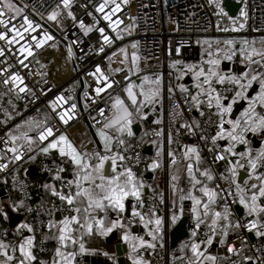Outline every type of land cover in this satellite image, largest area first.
Wrapping results in <instances>:
<instances>
[{
	"label": "built area",
	"instance_id": "1",
	"mask_svg": "<svg viewBox=\"0 0 264 264\" xmlns=\"http://www.w3.org/2000/svg\"><path fill=\"white\" fill-rule=\"evenodd\" d=\"M223 0H70V7L65 8L63 0H12L21 10V14L11 19V14L2 19L0 33L5 39L0 40V89L10 90L21 106V112L10 115L5 123L0 121V164L7 168L0 171V180L5 179L7 187L18 199L23 200L20 208L22 218L34 229L35 248L39 255L46 253L45 216L47 212H58L61 215H71L68 205L61 200H51L48 205H40L34 196V181L24 178L16 171L27 165L37 166L41 173L50 175L53 167L49 161L36 156L37 149L46 145L53 138L63 134L82 154L89 153L93 146L92 132L100 128L113 113V97L124 85L131 81L132 75L126 71L111 73L110 57L118 48L126 44H135L139 74L146 75L149 82L159 78L165 87L170 88L157 98L156 102L162 109L159 123L150 127L145 137L137 139L131 147L123 152L126 157L124 166L131 167L133 173L143 167V138L149 141L161 140L162 153L166 160L173 159L168 155L172 151L176 161L182 160L181 149L185 143L186 131L182 124L191 126L195 135V146L204 155L202 167L212 164V155L208 152L211 142L200 139L201 135H214L217 118L194 107L190 91H176L174 85V66L199 65L201 63L200 41L220 40L234 37L253 39L264 36V0H234L241 4L236 16L231 18L221 7ZM105 4L103 12L97 8ZM119 5V11L113 9ZM243 10L244 15H241ZM55 20H49L52 13ZM69 12L72 13L69 16ZM111 17V22L104 19ZM27 17L34 28L24 24ZM85 28L82 29L80 24ZM244 27L241 28L240 25ZM13 26L16 31H12ZM104 29V35L109 37L110 44L105 43L99 29ZM85 29H90L85 34ZM51 36V39H47ZM119 36V39H117ZM8 41H12L9 43ZM71 49L72 72L63 80L53 82L48 73L49 63L36 61L44 51H55L61 43ZM37 45H40L37 47ZM103 47V51L100 48ZM31 52V55L28 53ZM101 69L100 73L96 68ZM19 76V80H14ZM106 77L112 87H104ZM8 83L5 84L4 81ZM83 89L79 94V81ZM227 86V85H226ZM97 87H104L99 95ZM23 88L24 91H20ZM218 89L221 88L219 85ZM223 94V93H222ZM58 96L64 99L56 104L55 111L52 101ZM72 105H76L72 110ZM104 115H100V110ZM70 111L68 123L61 121L60 115ZM199 127H196V124ZM30 125L32 137L37 149H29L24 145H13L11 136L17 126ZM45 127L53 129V136L41 142L39 132ZM159 132L160 135L156 133ZM171 136V143H169ZM15 146L21 155V160H14V154L9 151ZM35 157V159H30ZM130 159H127L129 158ZM222 162V161H221ZM220 163V162H219ZM218 164V163H217ZM212 165L213 187L217 192L229 189L228 181L221 179ZM47 169H52L49 172ZM264 170V169H261ZM217 185H220L217 188ZM231 195L224 192L218 198V206L224 207L225 197L229 211L238 205L233 201L234 185ZM143 211L149 213L162 211L167 215V204L160 202L156 191H148L143 197ZM31 209V211H29ZM253 218L236 216L230 232L222 244L224 264H244L250 259L254 264H264V237H257L255 230L249 232L246 228H236L239 222L246 224ZM140 223L138 218L136 224ZM191 230V227L189 228ZM209 227L203 228L201 240L209 234ZM17 235L13 227L0 230V239L7 241ZM249 235L254 238L250 239ZM228 245L234 251L228 252ZM141 256L147 258V264H188L185 259H173L166 246L163 250L152 252L145 248Z\"/></svg>",
	"mask_w": 264,
	"mask_h": 264
},
{
	"label": "snow or ice",
	"instance_id": "2",
	"mask_svg": "<svg viewBox=\"0 0 264 264\" xmlns=\"http://www.w3.org/2000/svg\"><path fill=\"white\" fill-rule=\"evenodd\" d=\"M126 2V0H125ZM65 8L70 7V0H63ZM105 4H101L98 8V12H103ZM113 11H119V5L113 9ZM11 14V19H15L21 14L20 8H18L12 0H0V25L4 24L2 19L7 14ZM69 16L72 15L71 12L68 13ZM243 16V10L241 11ZM57 14L52 13L48 19L55 20ZM104 19L111 22V17L107 14ZM24 24L29 28H34L32 22L25 16ZM80 27L85 28L84 24L81 23ZM241 28L244 27L243 24L240 25ZM90 29H85V34ZM12 31H16L13 26ZM103 40L105 43L110 44L111 41L107 35H104V29H99ZM48 36L47 39H51ZM5 39L3 33H0V40ZM119 39V36H117ZM11 43L12 41H8ZM228 45L232 44V41L225 42ZM247 44V41H244ZM40 45H37L39 47ZM133 48L136 47L135 44L132 45ZM103 51V47L100 48ZM123 51V49H121ZM31 55V52L28 53ZM2 55V53H0ZM69 55H71V49H69ZM235 52H226L224 58L231 60ZM260 57V59H254V57ZM241 62L244 63V67L241 71L236 74H222L219 71L218 59L209 60L208 63L211 65L206 71L200 69L194 74V80L197 81L196 87L199 90L196 95H192L191 101L196 106L197 111H200V106L204 101L201 97H206V105L209 110L215 109V112L210 114L209 122H211V116L217 118L216 131L214 135L205 136L201 135L200 139L204 141L211 142V147L208 148V152L212 155V164L201 168V165L205 163L204 158L201 156L200 150L196 146H185L184 159L187 162V173L189 181L193 189L199 187V191L203 198H197L192 194V191H188L187 196L181 195L180 199L184 200L186 198L192 201V213L193 218L196 221V228H199L203 221L200 219L201 213L199 212V206L202 205L204 217H208L211 212V225L213 229V235H215V229L218 222L222 219L224 223L222 227L223 236L220 239V243L224 244L225 240L223 237L228 235L227 229L231 225L230 217L232 213L229 211L227 206V200L225 197V205L223 207V212L212 210V205H215L218 198L227 192L231 195V186H235V195L233 196V201L237 199L239 204L243 207L246 216H256L259 217L264 214V50H256L253 48L251 51H246L242 46L240 50ZM137 57L135 53L132 55V67L136 66ZM256 65L258 67H253ZM101 69L96 68V72L100 73ZM116 71H120L117 69ZM19 76H15L14 80H19ZM148 77H145L141 81V90L139 96L143 99H138L137 94L133 91V85L129 84L125 89L127 93V98L131 102L132 110L126 106L125 101L117 97L113 104V115L108 119L107 123L103 125V128L98 130L97 134L100 137V142L103 145L104 153L93 152V153H81L76 147L69 141L67 136L61 134L58 137L53 138L46 146L41 147L40 151L45 155L50 153V150H58L59 156L62 160L66 158L67 161L73 166V178L65 181L60 173L64 172L66 169L62 166H57L55 168V174L52 176L53 180H60L62 186L68 187V193L63 191H57L54 186L45 184V189H50L53 196H58L62 202H66L69 213H76L75 215L64 216L62 220L58 222L50 221L48 227L51 229L53 227L58 228L59 235L57 237L60 246L67 248V242L71 241L73 245L79 243V254L83 255L85 253L95 252V249H88L82 242L83 237L88 236H99L107 237L114 230H118L122 233L120 239L124 244L128 246V260L131 264H147V262L141 256L142 249H154L156 247L154 241L157 240L158 234L162 228V220L156 217V213L149 210L147 219L145 213L139 209H143L144 204L141 198V190L144 188L142 182H137L136 177L132 171L131 167L123 166V162L126 157L119 153H112L113 140H115L119 145H123L125 141L120 138L124 134L131 137L133 135L132 130V117L134 112L140 114L141 108L137 105L143 106L144 104L154 103L156 97L159 94V89H149L147 92L144 90V83L148 82ZM100 80H104L106 83L104 87H112L111 83H107L106 77H99L97 83ZM5 84L8 83L7 80L4 81ZM155 84H159V78L154 81ZM214 85H220L221 88L218 89ZM227 85V86H226ZM258 85V87H256ZM104 87H97L96 93L100 94L104 90ZM20 91H24L23 88ZM171 91V89L169 90ZM223 93V94H222ZM64 97L58 96L55 101H52V107L55 111L56 104L62 101ZM238 102H244L241 104L242 111L239 115H235V118H231L234 114V106ZM246 105V106H245ZM76 105H72V110H74ZM134 110V112H133ZM70 111L64 112L60 115V119L65 124L68 120L65 119L67 116L71 119ZM100 115H104V110H100ZM200 115L204 116L205 113L200 111ZM226 117H229L226 119ZM144 117L141 115V119ZM196 124L195 121H193ZM227 126V127H226ZM19 127V126H18ZM181 127L188 128L190 133H194L195 129L187 124H182ZM199 127V124H196ZM115 129L117 136L109 135L105 129ZM160 135L159 132L156 133ZM53 136V129L51 127H45L39 132V140L41 142L48 140V137ZM259 138L260 144L258 148H254L252 141L253 138ZM13 145L18 139H25L28 141L29 149L31 150L32 139L28 137L27 133H24L21 137L11 136ZM219 141H226L224 146L219 145ZM169 143H171V136H169ZM238 146H242L243 150H240ZM14 154V160H21V155L15 146L9 149ZM159 151L157 156H159ZM168 155L173 157L172 163L175 164L176 160L172 151H169ZM95 159L97 162L95 164L91 163V159ZM30 159H35V157H30ZM127 159H130L127 158ZM111 160V174H106L105 162ZM118 161L121 162L118 167ZM194 161V162H193ZM223 161L225 164V173H221V179L228 181L230 184L229 189H222L221 192H217L215 189L208 187V182L214 180L212 165H215ZM158 163L153 161V163L148 165L149 169H156ZM7 168L6 164H0V171ZM243 169L246 172V178L243 180V184L237 182L238 172ZM49 172L52 169H47ZM196 173L199 174L200 178H197ZM202 178V179H201ZM177 179V177H173ZM87 185V186H85ZM73 186L75 187V192H72ZM220 185H217L219 188ZM183 191V190H181ZM131 198L133 203L131 205L130 215H126L128 212V205L126 201ZM206 198V199H204ZM77 201L80 202V206H77ZM11 208L13 212L19 211L23 206V200L19 203H11ZM31 211V209H29ZM112 213L115 215L113 216ZM0 215L8 219V213L4 207H0ZM137 218L144 226L148 229L147 236L150 240L145 239L139 235H133L129 229L136 223ZM178 217L173 214L172 223L174 224ZM126 220L127 224L122 223ZM154 224V228L149 226ZM72 225L79 226V237L73 235L77 231ZM234 227L240 228L244 227L249 232L255 230V235L257 237H264V223L259 219L249 220L246 224L241 225L237 222ZM21 229H27L28 232H33L34 229L31 225L27 223H22L17 227V232ZM196 231L191 233L192 236H196ZM207 244L211 245L213 240L212 236L207 239ZM33 237L29 236L19 243V253L20 259L18 264H33L36 260L33 249ZM58 246L55 249V257H59V260L53 261V264H73L74 258L77 255L76 252H64L61 247ZM7 245L0 242V256L5 259L2 264H10L14 261L15 257L8 255L5 249ZM200 245L193 243L191 245L193 260L189 261V264H203L201 257L204 260L215 261L214 256H205V254L199 251ZM16 249L14 248L13 251ZM228 252L231 253L235 249L232 245H228ZM107 256V253H104ZM111 259V257H109ZM39 264H46L45 261H40Z\"/></svg>",
	"mask_w": 264,
	"mask_h": 264
},
{
	"label": "crops",
	"instance_id": "3",
	"mask_svg": "<svg viewBox=\"0 0 264 264\" xmlns=\"http://www.w3.org/2000/svg\"><path fill=\"white\" fill-rule=\"evenodd\" d=\"M226 41H232L231 45L226 44ZM244 41H247V44H244ZM133 44H126L122 47L116 49L110 57V71L111 73L120 72L123 70L128 71L132 75V79L130 82H128L124 87L118 91L114 97V100L119 97L120 99L125 101L126 106L132 110L131 102L127 98V93L125 89L129 84L133 85V91L137 94L138 99H143V97L139 96V92L141 90V81L147 77L146 75L139 74V64L136 61V66L133 69L132 67V55L136 51L135 48L132 47ZM244 47L246 51H251L253 48L256 50H264V36L261 37H255L253 39H244L242 37H234L230 39H220V40H201L200 41V53H201V63L199 65H186V66H174V85L176 91H190L192 95H196L199 91L196 87L197 81L194 80V74L195 72H198L200 69H204L205 71L211 66L209 65V60H215L218 59L220 61L219 63V71L222 74H238L241 69L244 67V63L241 62L240 57V50L241 47ZM123 49V51H121ZM235 52V55L231 60H227L224 58L226 52ZM254 59H260V57L256 56ZM43 61H46L49 63L48 66V73L53 82H58L63 79H65L73 69L72 64V55H69V49L68 47L62 42L57 50L55 51H44L38 60L37 63H41ZM253 67H258L256 65H253ZM117 69H120V71H116ZM264 70V69H259ZM216 88L219 85H214ZM144 90L147 92L149 89H159V94L155 99L154 103L151 104H144L143 106L137 105V107L141 108L140 114H136L134 112L132 117V130L133 135L131 137L124 134L122 138L125 143L123 145H119L115 140H113L112 145V153H119L123 154L125 150H127L133 142H135L137 139L145 137V134L147 131L152 127L153 125L159 123L162 117V109L160 105L157 104L156 100L160 96H162L165 91L170 92V88L167 89L165 85L160 81L159 84H153L151 82H145ZM258 87V85H256ZM201 100L204 101V103L201 104L200 108L206 109L210 113L215 112V109L209 110L206 105V97H201ZM244 102H238L234 106V114L231 118H235V115H239V112L242 111L241 104ZM246 106V105H245ZM196 108V106L194 105ZM114 111V110H113ZM21 112V106L17 102V100L14 98L13 93L10 90H2L0 89V121L5 123L9 120V117L13 113H19ZM113 115V113H112ZM111 115V116H112ZM141 115L144 117L141 119ZM110 116V117H111ZM109 117V118H110ZM229 117H226V119ZM108 121V120H107ZM107 121L105 123H107ZM104 123V124H105ZM103 124V125H104ZM103 125L94 130L92 133L94 135L93 138V146L90 149L89 153L93 152H100L101 154L104 153L103 145L100 142V137L98 136L97 132L98 130L103 128ZM227 127V126H226ZM184 130L186 131V139L185 143L181 149L182 152V160L176 161L175 164L172 163V159L166 160L162 153V147H161V140L157 138L155 141H149L146 138H143V167L136 172H134V175L136 177L137 182H142L144 184V188L141 190V198L143 201L144 195L148 191H156L158 194V198L163 203L167 204V215L165 216L162 211L155 212L156 217L162 220V228L160 233L158 234V238L156 241H154L156 247L154 249H149L152 252H157L163 250L166 246L169 249L168 244V234L170 229L184 216H188V236L187 238L183 239L178 243L176 248L174 250H170V256L173 259H185L186 262L189 264L190 260H193L192 256V250L191 245L193 243H197L200 245L199 251L203 252L205 256H214L216 259L215 261H209L204 260L203 257H201V260L203 261V264H224V256H223V250H222V244L220 243V239L223 236L222 231V225L226 223L222 219L218 222L216 229H215V235H213V229L210 227L211 225V212L208 217H204L202 215L203 213V207L202 205L199 206V212L201 213L200 219L203 221V223L200 224L199 228H196V221L193 218L192 213V201L191 199H184L181 200L180 196L183 194L187 196L188 191H192V194L196 196L197 198H203L202 194L199 191V187L197 186L196 189L192 188V185L188 178L187 173V162L184 159V151L185 146H195V135L193 133H190L188 131V128L184 127ZM105 131L112 136H117V133L115 129H105ZM216 129L214 130L215 134ZM32 129L30 125H19L17 126L15 133L12 136L21 137L24 133H27L28 137L32 139L31 149H37L38 145L34 138L32 137ZM58 137V136H57ZM16 145H24L27 148H29L28 141L25 139H18L15 141ZM226 144V141H219L220 146H224ZM253 147L258 148L260 144L259 138L254 137L252 141ZM47 145V144H46ZM43 145V146H46ZM41 146V147H43ZM41 147L37 149L36 156H41L45 158L47 161L50 162V164L53 167V171L50 175H46L44 173H41L38 170L37 166L33 165H25L24 167L18 169L16 173H19V175L23 176L24 178L30 179L34 181L35 183V189H34V196L35 200L40 205H48L51 200H60L58 196H53L51 194L50 189H45L44 185L48 184L51 186H54L57 191H63L64 193H68L69 189L66 186L61 185L60 180H53L52 176L55 174V168L57 166H62L66 170L60 175L63 177L65 181L73 178V166L69 161L62 160L59 156L58 150H50V153L48 155H45L40 151ZM240 150H243L242 146H238ZM159 151L160 155L157 156V152ZM201 156L204 158V155L201 153ZM153 161H156L158 163V167L156 169H149L148 165L153 163ZM97 161L93 158L91 159V163L95 164ZM194 162V161H193ZM223 162V161H222ZM121 162L118 161V167L120 166ZM203 165V164H202ZM201 165V168H203ZM124 166V164H123ZM30 168H35V172L32 173L30 171ZM105 170L106 174H111V160L105 162ZM223 173L227 175L225 172V164L223 167ZM264 171V170H260ZM197 178L199 177V174L196 173ZM173 177H177V179H173ZM246 178V172L243 169H240L238 172L237 182L243 184V180ZM202 179V178H201ZM87 186V185H85ZM208 187L214 189L213 187V181L208 182ZM75 187L73 186L72 192H75ZM183 190V191H181ZM235 190V186H234ZM206 199V198H204ZM238 200V199H237ZM16 202L19 203V199L12 193L7 187L6 180H0V207H4L5 210L8 213V219L6 220L3 215H0V230L4 227H13L17 230V227L22 223H28L25 221L22 216L20 215V209L19 211L13 212L11 208V203ZM133 201L131 198H129L126 201V204L128 205V212L126 215H130L131 213V205ZM77 206H80V202L77 201ZM242 209V216H246L245 212L243 210V207L239 204L238 205ZM143 213H145L142 209H139ZM212 210L214 211H221L223 212V208L218 206V200L215 205H212ZM232 213L230 217L231 225H233L236 213L235 211H230ZM76 213H73L71 215H75ZM175 214L178 219L173 224L172 223V216ZM114 216L115 214L112 213ZM146 219L148 216V213H145ZM65 215H61L58 212H47L45 216V240H46V248L47 251L43 255H39L35 248V236L33 232H28L27 229H21L19 232H17V235L10 240L4 241L0 239V242L7 245V248L5 251H7L8 255L14 256V261L10 262V264H18V260L20 259V253H19V243L22 242L23 239L31 236L33 237V253L36 256V260L33 262V264H39L40 261H45L46 264H53L54 259L59 260V257H55V249L60 246L57 240V237L59 235L58 228L53 227L49 228L48 224L50 221L52 222H58L59 220H62ZM253 219H259L262 223H264V214H261L259 217L256 216H246ZM122 223L127 224V221L124 220ZM207 226L210 229L209 234L204 240H201V236L203 233V228ZM72 227L76 228L77 231L73 233L74 236L79 237V226L78 225H72ZM150 228H154L155 225L152 224L149 226ZM191 227V230L189 229ZM232 227V226H231ZM231 227L227 229V232L229 233L231 230ZM129 231L133 233V235H139L141 237H144L147 240H150L151 238L147 236L148 229H145L144 226L140 223L134 224ZM193 231H196V236H192L191 233ZM122 235L121 232L118 230H114L113 233H110L107 237H99V236H92L83 237L82 242L85 244V247L88 249H95V252L91 253H85L83 255L79 254V243L76 245H73L71 241L67 242V248H64L62 246L61 250L64 252H76L77 255L74 258L73 264H131V262L128 260V246L123 243V241L120 239V236ZM209 236H212V244H207V239ZM226 237V236H225ZM225 237H223L225 239ZM16 249L13 251V249ZM104 253H107L108 255L105 256ZM111 257V259H109ZM4 257L0 256V264L4 261ZM143 259L147 262V258L143 257ZM244 264H254L250 259L245 261Z\"/></svg>",
	"mask_w": 264,
	"mask_h": 264
},
{
	"label": "water",
	"instance_id": "4",
	"mask_svg": "<svg viewBox=\"0 0 264 264\" xmlns=\"http://www.w3.org/2000/svg\"><path fill=\"white\" fill-rule=\"evenodd\" d=\"M241 4L238 2H235L234 0H223L221 7L222 9L231 17L234 18L240 9ZM83 89V82L80 80L79 81V92H78V99H79V94ZM92 137L94 138V135L92 133ZM223 167H224V162H220L216 165V170L218 173H223ZM30 171L32 173L35 172V168H30ZM234 211L236 215L242 216V209L239 206L234 207ZM188 216L182 217L169 231L168 234V244H169V249L174 250L178 243L182 241L183 239L187 238L188 236ZM250 239H253V235H249Z\"/></svg>",
	"mask_w": 264,
	"mask_h": 264
}]
</instances>
